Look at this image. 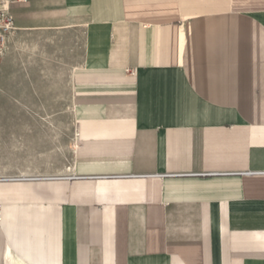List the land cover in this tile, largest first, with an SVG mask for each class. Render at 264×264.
<instances>
[{"label":"crops","instance_id":"crops-1","mask_svg":"<svg viewBox=\"0 0 264 264\" xmlns=\"http://www.w3.org/2000/svg\"><path fill=\"white\" fill-rule=\"evenodd\" d=\"M10 15L0 86L60 73L75 140L61 167L0 155V264H264V0Z\"/></svg>","mask_w":264,"mask_h":264},{"label":"rangeland","instance_id":"rangeland-1","mask_svg":"<svg viewBox=\"0 0 264 264\" xmlns=\"http://www.w3.org/2000/svg\"><path fill=\"white\" fill-rule=\"evenodd\" d=\"M19 71L24 70L13 65L0 86L2 160L21 164L24 159L35 162L48 156L53 166L68 164L75 131L64 77L39 68L28 74Z\"/></svg>","mask_w":264,"mask_h":264},{"label":"built area","instance_id":"built-area-1","mask_svg":"<svg viewBox=\"0 0 264 264\" xmlns=\"http://www.w3.org/2000/svg\"><path fill=\"white\" fill-rule=\"evenodd\" d=\"M23 0H0V60L8 37L14 30L13 19L10 15V6ZM264 174V170L261 172Z\"/></svg>","mask_w":264,"mask_h":264}]
</instances>
